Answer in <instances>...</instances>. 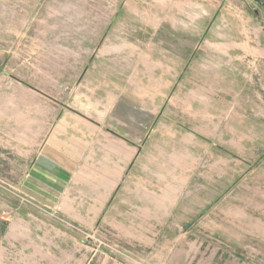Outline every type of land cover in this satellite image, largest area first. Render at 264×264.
Listing matches in <instances>:
<instances>
[{
    "label": "rangeland",
    "instance_id": "obj_1",
    "mask_svg": "<svg viewBox=\"0 0 264 264\" xmlns=\"http://www.w3.org/2000/svg\"><path fill=\"white\" fill-rule=\"evenodd\" d=\"M264 264V0H0V264Z\"/></svg>",
    "mask_w": 264,
    "mask_h": 264
},
{
    "label": "crops",
    "instance_id": "obj_2",
    "mask_svg": "<svg viewBox=\"0 0 264 264\" xmlns=\"http://www.w3.org/2000/svg\"><path fill=\"white\" fill-rule=\"evenodd\" d=\"M14 262H11V264H31V261L26 259H14Z\"/></svg>",
    "mask_w": 264,
    "mask_h": 264
}]
</instances>
